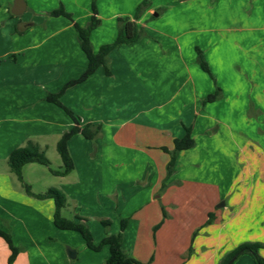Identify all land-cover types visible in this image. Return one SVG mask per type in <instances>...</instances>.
I'll use <instances>...</instances> for the list:
<instances>
[{
	"label": "crops",
	"instance_id": "crops-1",
	"mask_svg": "<svg viewBox=\"0 0 264 264\" xmlns=\"http://www.w3.org/2000/svg\"><path fill=\"white\" fill-rule=\"evenodd\" d=\"M25 1L26 11L16 16L11 12L15 0H0V230L11 235L15 246H21L17 240L19 228L47 222L57 227L53 221L54 200L35 197L45 192L34 191L31 186L34 195H29L10 171L8 157L28 140L44 148L49 137L61 138L74 126L71 117L47 101V96L58 93L85 72L88 59L75 22L86 26L93 16L89 5L82 13L70 7L92 0L51 4L50 9L55 10L60 7L56 4L63 3L67 11L73 12V21L50 16L36 6L41 5L37 0ZM142 1L97 0L100 24L90 35L95 52L115 41L118 19H134ZM200 3L202 8L198 7ZM228 4L232 9L226 6L225 21L218 25L219 14L206 0H148L136 19L146 36L111 52L110 76L100 67L61 97L63 105L79 119L80 127L93 124L100 127V134L93 140L82 134L70 139L74 170L59 176L57 187L66 195L68 205L80 208L86 182L96 181L100 186L96 194L99 210L107 218L113 209L120 211L122 206L104 205L102 195L108 200L114 198L113 189L120 179H145L146 203L126 206L121 217L137 213L122 231V246L128 257L141 264H222L233 248L228 244L230 237L236 238L233 245L264 240V171L259 170L264 165V28L253 16L241 12V0ZM28 10L33 15L25 17ZM197 48L203 52L216 82L202 69ZM215 83L221 89V98L204 104L214 94ZM252 110L256 117L249 116ZM186 127L191 129L195 145L179 152L170 177L178 176L176 167L182 159L219 165L218 173L205 175L197 171L191 179H205L211 187L217 186L222 199L230 179L229 159L236 156L243 163L242 190L229 197L231 203L235 199L234 214L223 218L210 205L204 208L200 220L192 226L198 228L214 214L216 219L209 226L213 228L209 234L213 240H202L198 246L194 239L191 255L186 254L181 229H176L179 222L165 220L156 233V245L152 240L153 227L162 219L160 205L152 202L166 173L159 164H166L170 158L161 148L173 150L174 140L185 136ZM229 201L223 204L226 210ZM231 226L233 230H229ZM248 229L262 232L256 231L249 240H243L240 236ZM119 231L116 227L107 234ZM98 233L95 241L100 243L107 234H101V230ZM166 234L171 241L164 239ZM167 242L180 244L178 249L166 246L163 255V244ZM109 253V247L102 249V255L88 253L84 247L71 259L57 245L52 257L44 253L40 256L42 264H105ZM10 254L8 244L0 238V264H8ZM37 260L32 254L20 253L13 264H39ZM232 264L255 262L244 254Z\"/></svg>",
	"mask_w": 264,
	"mask_h": 264
},
{
	"label": "rangeland",
	"instance_id": "rangeland-1",
	"mask_svg": "<svg viewBox=\"0 0 264 264\" xmlns=\"http://www.w3.org/2000/svg\"><path fill=\"white\" fill-rule=\"evenodd\" d=\"M58 1L61 0H37V4H41V5H36V6H38L39 8L42 7L43 9L41 10H45V12L50 13L51 11H53V9H50L51 4H54L55 2L57 3ZM93 1L94 0L90 1L89 4L82 2L79 4L73 3V5H70V7L75 12L82 13L83 8H85L87 5H89L90 8L92 7ZM206 1L207 3L209 2L210 5L215 7L214 12L216 14H219L218 16L219 18L216 20V23L218 25H222L225 21L223 14L225 12V9H228L226 6L231 8V5L228 4L231 2V0H206ZM238 4L239 3H237V6ZM61 5H63V3L56 4L57 7ZM240 5H241L240 7L241 12L243 10L248 17L253 16L251 18H253V20H255L257 23H260L261 26L264 28V0H241ZM63 6L65 7V5ZM198 7L202 8V4L201 3L198 4ZM68 12L73 17V12L71 11ZM28 13L30 15H33V12L28 10L26 12L27 15L25 17L29 15ZM217 87L218 86L216 84V90L214 94L217 91ZM249 116L256 117V115L255 116L253 115V110L252 112L250 111ZM59 139L60 137H49L47 139L46 147L43 148L47 158L51 162L49 167L38 163H31L27 165L22 171L24 183L31 186V188H33L34 191L46 192L51 187L58 188L57 185L59 184L60 178L59 176L54 175L51 172V170L60 171L63 169L62 160L57 152V142L59 141ZM161 150L166 152L163 148H161ZM166 153L170 155V158L168 157L169 159L167 163L161 165L159 164V166L161 168H164V170L166 171L165 177L160 181V186L158 187V190L152 197V202L154 201L156 205H160L161 216H162L161 221L158 224H156L152 230L153 245H156L155 243L156 233L160 230L165 220L179 222L177 223L176 229L177 231L181 229L182 232L181 240L183 241L184 246L187 247L186 254L191 255L194 252L192 249L194 246L193 243L194 239L196 240L195 242H197L195 243V245L198 246L201 245L200 242L203 243L202 240H208V241L213 240L210 238L209 235L210 232L213 230V228H210L209 226L216 219L214 214L209 215V217L207 218L208 220L204 222V224L200 225L198 228L195 229L192 226L193 224L197 223L196 221L200 220L202 215V210L204 208L210 205L212 207L213 212L218 213L219 217L223 215V218L231 217L234 214L233 210L235 208H233L234 205L232 204L234 203L233 201L235 199L233 197V201L231 203V201H229V197L232 196V194H234L235 191L242 190L243 163L239 162L236 156L232 158L231 161L229 159L228 161L229 163L227 164V169H228L227 172L228 174H230V179L228 180L227 185H225V188H223V192H225V195L221 199V197H218L220 193L219 190L217 189V186L211 187V184L208 183L207 180L205 179L204 181L201 179H196V180L191 179L192 174L196 173L197 171L202 172V174L205 175L207 173H214V172L218 173L220 171L219 165L208 166V164L205 163L203 164L192 163L190 162L189 158L184 160L182 159L180 160L182 162L179 161V164L176 167L177 168L176 170L178 171V176L173 178L170 177L171 174H169V163L171 161L172 155L170 152H166ZM175 166L176 163L173 165L172 169H174ZM204 167H209V168L204 169ZM259 170L264 171V165H262V169ZM14 177H16L15 179L17 183H19V185L21 186L22 184L18 180L17 176L15 175ZM144 180L135 179L133 181L130 179L128 180L120 179L118 181V185L113 189L114 198H109L108 200L104 197V195H102L103 196L102 200L104 205L114 204L116 208L119 205L122 206L120 211H115L113 209L112 212L110 213V216L107 218L102 217L99 210L100 203L98 202V196L96 194H98V192L100 191V186H98V184L95 183L96 181H92L91 184L86 182L84 187V194L87 195L83 196L84 194H81L80 208L68 205L65 209L62 210V216L68 219H75L76 216L82 217L86 221L91 231V234L94 239V243L100 244L101 242L97 243L95 241V237H98L99 235L98 233L99 230H101V234L102 232L104 234H107L111 230L113 231L116 227L117 230L121 231L122 221L125 220L127 221L128 224V222L133 217V215L135 216L137 214L132 212V215L123 216V218L121 219L123 209H125L126 206L142 205L146 203L147 200L146 195L148 194L147 192L148 190H146L143 187L144 186L143 182H146V180L145 181ZM216 182L218 181L217 180L212 181V183H216ZM258 184L262 185V180L260 181L258 179ZM117 198H119V201H117L118 200ZM228 201L229 204L226 210L225 207H223V204ZM102 220H108L109 225L107 226L104 225L102 223ZM180 223L181 225H178ZM174 229L175 228H172V231H174ZM231 229L232 226L229 228V230ZM168 230H170V227L166 231ZM18 231L19 234L17 240L21 242V246L19 245L17 246L20 248L19 254L20 253L22 254L27 253V255L32 254L33 258L38 259L37 261L39 264H42L41 258L43 257L40 256V254L44 253L45 255L52 257V254L55 252V248L57 247V245L59 247H62L65 253H67L68 248H71L76 252H79L81 249L86 247V251L88 253H92L93 255H102L101 254L102 249L104 247L108 249L107 246H103L98 252L92 251L90 249L88 250L85 240L79 232L70 231V230H61L58 228L56 230V228L50 225V223L48 222L44 223L43 225H40L39 227L19 228L17 229V232ZM249 231L251 230L248 229L246 232H244L245 234L241 235L240 237H243V240L247 237L248 238L247 240H249V237L255 235L256 231L262 232L261 229H252L251 231L252 235H248ZM200 236H203L204 239H202V237ZM164 239L171 241V238L168 237L167 234L164 235ZM226 240L227 239H225V241ZM35 241H37L38 244H36ZM235 241H236L235 236L229 238L230 243L228 244L229 246L230 245L233 246L232 251H229V254L233 252L236 248H238L240 245L244 243H250V241H246L240 244L237 243L236 245H233ZM256 243H260L262 245V248L260 250V256L262 257V255L264 254V240ZM179 244L178 243L171 244L169 242L164 243L163 245L165 249L163 251V255L166 253L167 247L168 248L176 247L178 249ZM206 244H208V246H211L209 242ZM224 245L225 244L223 242L222 246ZM159 254L162 255V253ZM228 255L225 256V259L227 258ZM21 264H24V262H21Z\"/></svg>",
	"mask_w": 264,
	"mask_h": 264
},
{
	"label": "trees",
	"instance_id": "trees-1",
	"mask_svg": "<svg viewBox=\"0 0 264 264\" xmlns=\"http://www.w3.org/2000/svg\"><path fill=\"white\" fill-rule=\"evenodd\" d=\"M96 2L97 0L93 1V16L86 26H80L75 22V27L80 38L81 48L88 59V66L85 72L79 78L67 82L58 93H51L47 96V101L61 107L74 122V126L70 130L65 131L57 142V152L60 155L63 163L62 170H51V172L57 176H66L74 170V161L68 147L69 141L74 135L82 134L86 139L93 140L100 134V127H97L93 124H87L84 127H80L79 119L69 108L64 106L61 102L62 95L68 88L87 80L100 67L104 69L106 75L110 76L111 70L109 65V56L111 52L123 44L135 43L146 36L145 31L143 29H140L136 23V19L140 17L145 8L148 6V0H143L142 3L138 6L137 13L134 19H118V35L115 41L109 44L102 45L99 50L95 52L90 40V35L91 32L100 24ZM49 15L52 17L62 16L73 21L72 15L65 9L63 5L51 11ZM197 53L198 61L202 69L206 73H208L216 82L215 77L211 73L201 49L197 48ZM221 95V89L217 87L216 93L209 95L204 100V104L220 99ZM194 145L195 140L191 135V129L189 127H186L185 136L174 140L173 150L170 151L167 148H163L166 152H170L172 155L171 161L169 163V174L173 171L172 167L175 164L179 152L188 150ZM31 163H38L48 167L51 164L43 148L33 140H28L24 146L14 149L8 157V166L10 168V171L17 176L26 192L29 195H34L30 190V186L24 183L22 175L24 166ZM34 196L40 199L51 198L54 200L55 213L53 221L58 229L79 232L84 238L86 246L92 251L98 252L103 246H108L110 253L105 264H141L140 262L128 257L122 246V231L125 229L127 221H122L120 233L107 234L100 244H95L91 231L86 221L82 217L76 216L75 219H68L62 216V210L68 206V201L66 195L60 189L51 187L45 193ZM102 223L106 226L109 225L108 220H102ZM0 238H2L8 244L11 251L8 264H13L17 256L19 255L20 248L14 245L9 233L0 230ZM261 248L262 245L260 243H244L236 248L233 252H231L222 264H227L232 259L236 260L244 254H249L250 256H252L255 264H264V258L260 256Z\"/></svg>",
	"mask_w": 264,
	"mask_h": 264
},
{
	"label": "water",
	"instance_id": "water-1",
	"mask_svg": "<svg viewBox=\"0 0 264 264\" xmlns=\"http://www.w3.org/2000/svg\"><path fill=\"white\" fill-rule=\"evenodd\" d=\"M26 8H27V4L25 0H15L14 5L12 7V13L16 16H20L26 11ZM67 253L71 259L76 258L75 250L68 248ZM233 261L234 259H232V261H230L228 264H231Z\"/></svg>",
	"mask_w": 264,
	"mask_h": 264
}]
</instances>
